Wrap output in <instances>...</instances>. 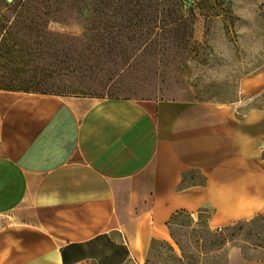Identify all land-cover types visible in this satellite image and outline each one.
<instances>
[{
    "label": "crops",
    "instance_id": "1",
    "mask_svg": "<svg viewBox=\"0 0 264 264\" xmlns=\"http://www.w3.org/2000/svg\"><path fill=\"white\" fill-rule=\"evenodd\" d=\"M239 93L264 96V71ZM237 105L0 89V264H139L155 240L179 254L181 213L264 215V105Z\"/></svg>",
    "mask_w": 264,
    "mask_h": 264
},
{
    "label": "rangeland",
    "instance_id": "2",
    "mask_svg": "<svg viewBox=\"0 0 264 264\" xmlns=\"http://www.w3.org/2000/svg\"><path fill=\"white\" fill-rule=\"evenodd\" d=\"M4 1L2 90L238 104L239 114L264 105V96L239 93L244 79L264 71V0H194L186 10L184 0H64L53 18L36 13L23 22L13 6L25 0L7 1L9 8ZM208 215L173 220L185 261L223 264L234 244L264 260V215L221 232L208 230ZM139 262L183 264L163 240Z\"/></svg>",
    "mask_w": 264,
    "mask_h": 264
},
{
    "label": "trees",
    "instance_id": "3",
    "mask_svg": "<svg viewBox=\"0 0 264 264\" xmlns=\"http://www.w3.org/2000/svg\"><path fill=\"white\" fill-rule=\"evenodd\" d=\"M59 2L63 3L64 0H25V1H19L16 5L13 6V8H14V11H16V13H17V16H18L17 20H21V19L27 20V19H29V17H28L29 14L30 15L34 14L35 16H37L36 13L40 14V15L37 16L40 19H43V18L45 19V18H49V17L53 18V16L55 15V11H57V9L59 8V6H57V3H59ZM50 3H51V5H50ZM2 6L6 7V8L11 7L10 3H7V1L6 2L5 1L2 2ZM58 11H62V9L60 8V9H58ZM22 14H24V15L27 14V15H25V16L23 15V17H22L21 16ZM20 17H21V19H20ZM21 22H23V21L21 20ZM30 23H32V21H30ZM232 225H234V224H232ZM232 225L225 226V227H223L221 229H218V230H216L214 232H221L222 230H227ZM210 232H213V231H210ZM171 236H172L173 240L175 241L178 249L181 252L180 255L178 253L176 254L174 252L173 248L169 245V247L171 248V250H172L173 254L175 255V257L179 261H181L183 264H190L187 261H185V259H184L185 257H184V254H183L182 247H181L180 243L178 242V240L174 237L172 232H171ZM218 250L219 249H215L213 251L215 252V251H218ZM225 263H226V261L223 264H225Z\"/></svg>",
    "mask_w": 264,
    "mask_h": 264
},
{
    "label": "water",
    "instance_id": "4",
    "mask_svg": "<svg viewBox=\"0 0 264 264\" xmlns=\"http://www.w3.org/2000/svg\"><path fill=\"white\" fill-rule=\"evenodd\" d=\"M8 2H10L11 0H7ZM185 1V10L189 7V5H191V3L194 1V0H184Z\"/></svg>",
    "mask_w": 264,
    "mask_h": 264
}]
</instances>
